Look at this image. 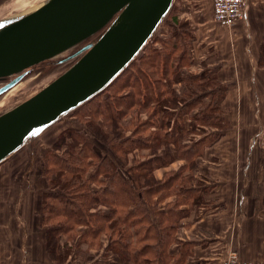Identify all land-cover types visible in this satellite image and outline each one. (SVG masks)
<instances>
[{
    "label": "rangeland",
    "instance_id": "374dc122",
    "mask_svg": "<svg viewBox=\"0 0 264 264\" xmlns=\"http://www.w3.org/2000/svg\"><path fill=\"white\" fill-rule=\"evenodd\" d=\"M41 1L43 0H0V19L27 10ZM178 1L179 0H175L173 8L141 53L120 76L114 80V82L80 107L63 116L30 143H27L5 161L0 163V264H23L20 258L21 250L19 249V245L25 243L26 247L28 246L32 234H28L27 236L24 229L26 228L27 232H31L30 230H32L33 223L38 231V233L36 232L35 238H39L40 241L43 242V245L46 246L48 255L52 258L59 259L63 254L68 253L67 257L73 261L74 264H98L105 256L116 262V264H119L120 261L123 264H139L136 260L126 261L120 250L117 252L114 249H107L110 238L106 233L102 234L101 248L99 249L97 245L94 248H89L87 244H81L79 248L77 246V241H75L74 244V240L76 239L75 234L78 230L67 233H59L56 231L58 235L55 232H48V228L52 226L49 224H57L58 220L63 218L62 216H58L56 218L57 220L41 223L47 211L44 206V201L51 200L47 194L50 192H57L58 190L61 191L59 187L53 189V185L50 183V178L58 180L59 175L55 169L52 171L48 168H50L51 163L53 160H56L58 156L65 157L66 152H71L74 146H78L79 149H82L84 152L83 155H85L84 172H82L83 180H88L87 186L101 197L103 194L110 196V193H108L109 189H114L116 186L108 182V180H111L110 176L103 174L98 168L105 156H109L116 164L115 173L118 177L121 175L125 177L128 175L133 176L128 170L130 163L128 164L121 156L122 159L120 157L121 154L119 152L116 153V150L118 151L120 148L119 144H122L125 149L135 146L132 143V140H134L136 136L133 130L136 119L139 118V112L133 109L135 111H132V114L129 113V115L125 117L121 116L119 122H116L119 125L121 124V127L113 123L114 120L108 124V120H112V118L108 116L107 112H104V114H101V112L103 113V110H106L108 106L107 102L115 101L118 95L123 94L120 96H124L128 93V90L132 89L131 84L142 75L140 72L141 66H144L147 71H149L150 66H148L149 64H147V61L150 60L153 47L160 46V42H156V39H159V36L163 35V31L167 30L168 38L174 33H176V35L179 34V36L175 35L172 36V38L176 40L177 37H180L183 46L187 45V43H189L188 45H190V48H192V44L194 46L196 42L194 33L196 28L192 26L188 20H181L182 23L176 27V30L166 24L167 20L174 12L176 16ZM261 1L264 3V0ZM261 34L262 36L258 41V46L255 48V56H257L255 66L260 71L256 78L259 82L255 83V86L253 83L250 89L253 97L254 93L257 92L259 94L261 105L256 106L254 102L249 106L229 104L228 101L224 103L227 88L224 90L223 86L226 87V83L224 84L218 81L217 87H219V91L222 92L219 93L221 95L216 99L220 105V110H218V112H220L219 124L202 125L197 127L196 130L194 128L195 131L187 132L184 135L183 141H181L184 145L186 143H191L190 145H192L195 140L207 137L204 145L197 149V151H200V155L203 151V156L197 157L194 162V167L197 168L193 174L191 173L193 175L192 180H225L224 178L228 177H230V180H264V30L261 31ZM150 44L151 47L147 48ZM166 49H169L168 46H166V48L161 46V50L164 51L160 54V56L162 55V62L166 55ZM74 50L75 49L72 48L52 59H47L33 66L31 73L26 75V77L19 82L18 86L16 85L17 87L14 90L4 99H2V97L7 93L0 96V113L27 99L69 68L76 57L63 62H57V60L69 55ZM191 68L195 69L193 66ZM205 68V66H200L193 71L206 72ZM260 79L262 80L261 85H259ZM247 80L249 81V79ZM3 82L4 81H0V86ZM128 82H130V84H127ZM185 83L184 81L175 83L174 87L177 91L182 92ZM260 86L262 88H259ZM201 94L202 93L198 92L195 93L196 96L203 97ZM122 100V105L129 102V99L124 97H122ZM205 100H207V98L202 99V101ZM153 106L156 107L157 103L155 102ZM200 106L201 102L193 106L192 109H190V113L185 116L184 119L187 123V127L193 124L190 116H192ZM94 109L101 110L97 112V118L95 120L97 126L92 125V115H87ZM148 113L149 111L144 110L140 113V116H142L144 120L148 119ZM112 115L114 117L116 116L115 113H112ZM151 117L153 120L157 118L156 115ZM98 125L101 129H99ZM149 127L151 126L147 125L148 129H150ZM71 134H74V137L71 136ZM80 134H83L84 137L78 139L80 143L76 141V145H73V142ZM139 136H141V134ZM165 145L164 143V146ZM160 146L161 144L159 147ZM92 149L99 157H90ZM171 149L175 152V161L163 167L154 162L151 163L153 170L151 176L154 177V180H164L167 172L179 170L184 163L182 159L178 158L179 152L177 151L179 148L173 145ZM158 150L160 151V149H157V152H159ZM148 153L149 151L147 149H135L128 158L130 159L131 156H134L131 161L134 163L135 160L144 159L143 155ZM150 153H152V151H150ZM222 153H224V157L221 156ZM231 160L234 166L233 171L227 167L231 164L228 161ZM203 161L205 163L200 165V162ZM103 164L105 165L104 162ZM107 164L109 163L107 162ZM188 170L189 168L186 169L185 167L180 175L186 176L189 172ZM167 179H169L168 176ZM146 180H150L149 177L145 179V181H142V185L146 184ZM131 182L139 187V180L132 179ZM182 198L185 200L184 197ZM141 199L145 205L151 206V210L149 211L150 217H154L156 220L163 219V217L160 216L159 207L157 205L152 206V197H150V199L147 198V200L141 196ZM135 205L136 204H132L131 207H135ZM96 209H100L107 214L111 211V207L103 203L98 205ZM17 215H20V217H17ZM174 219L176 224H178V218L175 216ZM26 225L27 227H25ZM79 229L88 231L86 225L79 227ZM139 238L140 237L135 238L133 242H139ZM57 244L59 249L55 251L53 248ZM93 246H95V242H93ZM116 247L117 246H115V248ZM59 251L62 254L61 256H59ZM175 260L176 258L172 259L171 263L173 264Z\"/></svg>",
    "mask_w": 264,
    "mask_h": 264
},
{
    "label": "trees",
    "instance_id": "16d2710c",
    "mask_svg": "<svg viewBox=\"0 0 264 264\" xmlns=\"http://www.w3.org/2000/svg\"><path fill=\"white\" fill-rule=\"evenodd\" d=\"M181 23V20L175 16V12L166 22L175 30ZM162 34H160L162 36H159V39H156V42H160V46L153 47L150 60L147 61L148 66H150L149 71L141 66L142 75L131 84L132 89L128 90L124 96H120L123 94L118 95L115 101L107 102L106 110L101 112V114L107 112L108 116L112 118V120H108V124L114 120L113 123L118 127H121V124L116 122H119L121 116L129 115L135 111L133 109L139 112V118L136 119L133 130L136 133L134 140H132L135 146L125 149L122 144H119L120 148L118 151L116 150V153L121 154L120 157L122 156L128 164L130 163L128 170L133 176L121 175L118 177L115 173L116 164L109 156H105L98 168L103 174L109 175L111 180L108 182L116 186L114 189H109L110 196L103 194L101 197L87 186L88 180H83L85 155H83L82 149L74 146L71 152H66L65 157L58 156L56 160H53L50 168H48L52 171L55 169L59 175L58 180L50 178V183L53 185V189L59 187L61 191L47 194L51 200L44 201L47 211L41 222L47 223L57 220L58 216H62L63 218L58 220L57 224H49L52 226L48 228V232L57 234V232L67 233L78 230L75 234L74 244L77 241L79 248L81 244H87L89 248H94L97 245L100 249L102 234L106 233L110 238L107 249H114L117 252L120 250L126 261L136 260L139 264H169L175 258L173 255L170 256L168 252L169 246L174 242L177 243L175 234L178 224H176L174 217L179 218L182 214V210L179 208V205L184 202L182 197L185 198L188 195L189 198L191 195L190 198L193 200L198 198V194L196 195L192 190L196 181L192 180V174L197 168L194 167L196 158L203 156V151L200 155V151L197 149L204 145L207 137L195 140L192 145L190 142V144L184 145L181 141L187 132H194L199 126L217 125L220 122V112H218L220 105L216 99L222 92L217 87L219 79L216 70L205 66L206 72L193 71L196 70L191 68L194 62L193 44L192 48L188 45L189 43L183 46L180 37H177L176 40L172 38L176 33L168 38L167 30L163 31ZM161 46L164 48L168 46L169 48L165 50L166 55L163 62L160 54L164 51L161 50ZM148 47H151V44ZM181 81L186 82L182 92L177 91L174 87L175 83ZM223 89L226 90V87L223 86ZM196 92L202 93L203 97L196 96ZM122 97L129 99V102L122 105ZM204 98L207 100L202 101ZM155 102L157 103L156 107L153 106ZM200 102L199 109L190 116L193 124L187 127L185 116L190 113L193 106ZM144 110L149 111V118L145 120L140 116ZM100 111L94 109L87 114L88 116L92 115L93 120L90 119V121L93 126H97L95 120L97 112ZM112 113H115L116 116L114 117ZM155 115L157 118L154 121L151 116ZM147 125L151 126L150 129L147 128ZM99 129H101L100 126ZM140 134L141 136H139ZM71 136L74 137V134ZM82 137H84L83 134H80L73 145L76 141L80 143L78 139ZM173 145L179 148L178 151L176 150L179 152L178 158L182 159L184 163L179 170H171L166 173L165 179L167 176L169 179L154 180V177L151 176L153 171L151 163L154 162L163 167L175 161V152L171 149ZM135 149H147L149 153L143 155L144 159L135 160L132 163L134 156H131L130 159L128 156ZM157 149H160L161 152L159 150L157 152ZM96 156L99 157L92 149L90 157ZM185 167L186 169L189 168V172L186 176H182L180 174ZM148 177L150 180H146L147 182L143 186L142 181ZM132 179L139 180V187L131 182ZM141 196L146 199L152 197V206L157 205L158 207L164 196H175L176 199L172 204H166L164 209H159L163 219L156 220L149 216L151 206L145 205ZM156 198L157 200H155ZM101 203L111 207L108 214L96 209ZM132 204H136L135 207H131ZM138 207L141 211L138 210ZM83 225H86L88 231L79 229ZM137 237H140V241L134 243L133 241ZM93 242H95V246H93ZM115 246L117 247L115 248ZM53 249L58 250V244ZM61 255L59 251V256ZM178 261L179 259L176 258L174 264H178ZM98 264H116V262L105 256Z\"/></svg>",
    "mask_w": 264,
    "mask_h": 264
},
{
    "label": "water",
    "instance_id": "95a60500",
    "mask_svg": "<svg viewBox=\"0 0 264 264\" xmlns=\"http://www.w3.org/2000/svg\"><path fill=\"white\" fill-rule=\"evenodd\" d=\"M175 0H43L0 19V96L33 66L73 64L0 113V163L63 116L103 91L141 53Z\"/></svg>",
    "mask_w": 264,
    "mask_h": 264
},
{
    "label": "crops",
    "instance_id": "0c3cea01",
    "mask_svg": "<svg viewBox=\"0 0 264 264\" xmlns=\"http://www.w3.org/2000/svg\"><path fill=\"white\" fill-rule=\"evenodd\" d=\"M178 2V19L188 20L196 28L193 67L216 70L219 81L226 83L224 103L249 106L254 102L260 106L259 94L254 93L253 97L250 89L253 83L255 86L259 82L255 48L264 30V3L248 0L244 17L226 27L214 21L213 0ZM227 167L234 169L232 163ZM224 179L196 180L192 190L198 198L193 200L187 195L179 205L182 214L175 234L177 243L171 244L168 251L170 256L179 259L178 264H220L236 248L242 258L264 264V180ZM175 199V196H164L159 209ZM30 231L24 229L27 236L32 234L28 246L19 245L23 264H74L68 253L59 259L48 255L43 242L35 238L38 231L34 223Z\"/></svg>",
    "mask_w": 264,
    "mask_h": 264
},
{
    "label": "built area",
    "instance_id": "2783aa9c",
    "mask_svg": "<svg viewBox=\"0 0 264 264\" xmlns=\"http://www.w3.org/2000/svg\"><path fill=\"white\" fill-rule=\"evenodd\" d=\"M248 0H213L214 21L221 26L231 27L237 20L244 17ZM220 264H259L257 261L244 259L236 249L224 257Z\"/></svg>",
    "mask_w": 264,
    "mask_h": 264
},
{
    "label": "bare ground",
    "instance_id": "6f19581e",
    "mask_svg": "<svg viewBox=\"0 0 264 264\" xmlns=\"http://www.w3.org/2000/svg\"><path fill=\"white\" fill-rule=\"evenodd\" d=\"M19 82L16 84L18 86ZM21 84V83H20ZM13 86V88H11L10 90H8V92H6L7 94H5L2 99H4L12 90H14L17 86ZM13 94V93H12Z\"/></svg>",
    "mask_w": 264,
    "mask_h": 264
}]
</instances>
